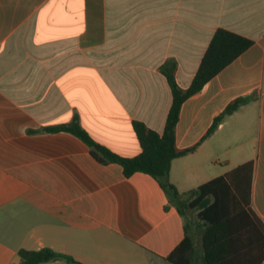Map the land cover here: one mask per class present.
<instances>
[{"label": "crops", "instance_id": "obj_1", "mask_svg": "<svg viewBox=\"0 0 264 264\" xmlns=\"http://www.w3.org/2000/svg\"><path fill=\"white\" fill-rule=\"evenodd\" d=\"M217 28L253 44L182 103L176 146L249 100L168 178L186 198L252 161L250 207L264 224V0H0V264L43 247L84 264H173L187 219L159 182L99 163L70 132L39 130L77 117L95 142L137 155L133 121L161 134L172 103L161 64L174 60L186 88Z\"/></svg>", "mask_w": 264, "mask_h": 264}, {"label": "trees", "instance_id": "obj_2", "mask_svg": "<svg viewBox=\"0 0 264 264\" xmlns=\"http://www.w3.org/2000/svg\"><path fill=\"white\" fill-rule=\"evenodd\" d=\"M253 44V40L224 28H217L200 60L191 83L183 88L175 79L174 60H166L160 70L165 75L172 93L163 132L160 134L144 123L133 121V128L141 146L134 156L125 157L95 142L81 127L78 118L68 123L44 127L39 131L70 132L89 147L99 163H118L126 177L135 172H144L155 178L167 193L169 202L179 213L185 215V207L198 209L202 220L200 264H258L264 259V224L251 210L253 163H242L227 173L215 177L188 192L184 198L169 181V168L174 158L190 153L210 135L223 119L245 104L248 96H239L230 101L214 119L206 134L196 144L178 148L175 144V128L182 103L201 90L237 56ZM195 195L191 200L190 196ZM18 264H38L55 259H64L71 264H84L73 257L59 253L50 247L37 250L20 249ZM166 259L173 264H196L197 252L188 222L185 236L169 253Z\"/></svg>", "mask_w": 264, "mask_h": 264}, {"label": "rangeland", "instance_id": "obj_3", "mask_svg": "<svg viewBox=\"0 0 264 264\" xmlns=\"http://www.w3.org/2000/svg\"><path fill=\"white\" fill-rule=\"evenodd\" d=\"M185 218L189 224L190 234L193 237L195 248L197 252V261L196 264H200V255L202 254L201 250V232L203 226H201V221L197 216L198 209H192L190 207H185Z\"/></svg>", "mask_w": 264, "mask_h": 264}, {"label": "built area", "instance_id": "obj_4", "mask_svg": "<svg viewBox=\"0 0 264 264\" xmlns=\"http://www.w3.org/2000/svg\"><path fill=\"white\" fill-rule=\"evenodd\" d=\"M262 264H264V262Z\"/></svg>", "mask_w": 264, "mask_h": 264}]
</instances>
